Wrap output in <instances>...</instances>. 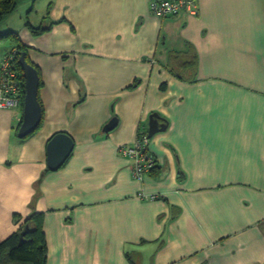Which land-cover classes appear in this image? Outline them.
Listing matches in <instances>:
<instances>
[{"label": "crops", "instance_id": "crops-1", "mask_svg": "<svg viewBox=\"0 0 264 264\" xmlns=\"http://www.w3.org/2000/svg\"><path fill=\"white\" fill-rule=\"evenodd\" d=\"M48 1L65 19L50 32L0 27L30 48L44 108L27 140L22 108L0 110V241L16 215L42 213L47 264H264V0H198L197 16L166 18L153 0ZM190 46L195 84L162 67ZM153 113L168 121L149 138L162 171L138 180L120 149ZM59 133L74 151L47 172Z\"/></svg>", "mask_w": 264, "mask_h": 264}, {"label": "trees", "instance_id": "trees-1", "mask_svg": "<svg viewBox=\"0 0 264 264\" xmlns=\"http://www.w3.org/2000/svg\"><path fill=\"white\" fill-rule=\"evenodd\" d=\"M18 7V0H0V25L5 21V19L11 15ZM51 7L50 4L47 11V17L45 19H48V23H44L46 25L40 24L39 26H34L30 22H26L25 26L26 28L31 32V34L34 37L42 36L48 32H50L53 27L57 25H61L65 22V19H61L59 21H53L51 20ZM45 21V20H44ZM0 43H7L9 46H11L10 49H8L1 57L0 59V67L2 66V61L5 60H12L13 62H9L10 67L14 68L17 74L18 78V84H19V90H18V96H19V105L18 108L24 107V99H25V80L23 77V71L21 66L19 65V58L22 54H25L26 61L34 66L40 76V89L43 87V83L41 80V72L37 66H35L32 61L29 58V47L26 46L21 38L19 33L13 32V31H6L4 33H0ZM191 48L190 50L186 52H180V51H169L168 55V64H162V67L169 71L170 74L188 84H195L197 83V68H198V56L194 49ZM139 85V81H136L134 85L129 87L130 89H134L136 86ZM162 91L166 90V85H162L161 87ZM39 102L42 107V113L44 112L43 104L40 100V95L38 96ZM84 98H82L80 102H83ZM78 103V104H79ZM157 114V113H153ZM152 114V115H153ZM158 115V114H157ZM158 122L160 125H165L167 129L168 121L166 119H163L160 115H158ZM43 119V117H42ZM43 120L39 124L38 128L29 136H33L36 131L40 129L42 126ZM21 126V123L19 127L17 128V134L19 131V128ZM165 129V130H166ZM147 126H142V133L139 132L138 139L143 136H148L149 134L147 131ZM163 132V131H162ZM23 138L22 140H27L28 137ZM145 151L144 153H146ZM148 153L151 155L150 150L148 148ZM153 159V166L150 168L149 173L154 178H159L161 175V168L157 167V162L151 156ZM70 158L67 160V162L64 164V166L68 163ZM63 166V167H64ZM47 172H50L49 169H47ZM146 174L145 176H147ZM180 174V180L184 179V174L182 172H179ZM160 199V197H157L156 200ZM16 221L19 223L18 230L13 233L9 238H7L4 241H0V264H47V257H48V247H47V240L46 235L44 233L43 229V223H44V214L42 213H33L31 214L27 219L21 221V217L16 215Z\"/></svg>", "mask_w": 264, "mask_h": 264}, {"label": "built area", "instance_id": "built-area-1", "mask_svg": "<svg viewBox=\"0 0 264 264\" xmlns=\"http://www.w3.org/2000/svg\"><path fill=\"white\" fill-rule=\"evenodd\" d=\"M150 12L157 18H166L187 14L197 16L199 13L198 0H153L150 3ZM12 60L2 61L0 67V110H15L19 105V84L16 70L10 67L9 62ZM149 138L143 136L139 138L133 147L120 149V152L135 163L132 167V174L135 179H143L153 166V159L148 153ZM147 151L146 153H144ZM144 200L155 201L157 196L143 193ZM140 197V198H141Z\"/></svg>", "mask_w": 264, "mask_h": 264}, {"label": "water", "instance_id": "water-1", "mask_svg": "<svg viewBox=\"0 0 264 264\" xmlns=\"http://www.w3.org/2000/svg\"><path fill=\"white\" fill-rule=\"evenodd\" d=\"M22 54L19 58V65L23 71L25 80V99L22 115V123L18 131V138L23 139L32 134L42 121L43 113L39 102L40 76L37 69L30 65ZM158 115L150 116L149 121V138L166 129L165 125H160ZM118 125V119L112 118L103 128L104 133L112 132ZM74 151V141L65 134L59 133L55 135L47 145V167L50 171L56 172L60 170Z\"/></svg>", "mask_w": 264, "mask_h": 264}, {"label": "rangeland", "instance_id": "rangeland-1", "mask_svg": "<svg viewBox=\"0 0 264 264\" xmlns=\"http://www.w3.org/2000/svg\"><path fill=\"white\" fill-rule=\"evenodd\" d=\"M50 2L48 0H18L17 9L5 19V22L0 27L5 28L7 26L11 28L14 26L16 30H21L26 22H30L34 26H39L42 22L48 23L49 20L45 19V17H47ZM13 32L18 33V31ZM132 161L135 163L134 160Z\"/></svg>", "mask_w": 264, "mask_h": 264}]
</instances>
